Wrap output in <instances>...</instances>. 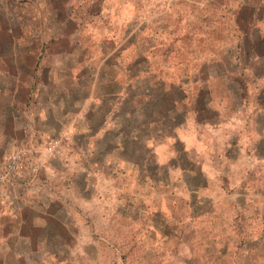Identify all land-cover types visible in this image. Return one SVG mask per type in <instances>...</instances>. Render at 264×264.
Returning <instances> with one entry per match:
<instances>
[{
  "label": "rangeland",
  "instance_id": "rangeland-1",
  "mask_svg": "<svg viewBox=\"0 0 264 264\" xmlns=\"http://www.w3.org/2000/svg\"><path fill=\"white\" fill-rule=\"evenodd\" d=\"M60 2L0 0V69L12 71L24 62L26 68L14 74L28 81L31 64H66V55H52L59 46L48 45L51 35L75 34L79 47L74 48L80 51L85 49L84 36L99 34L115 37L122 45V65L138 60V68H148L138 76L140 82L169 88L170 100L179 95L174 84L185 85L183 100L189 104L196 102L200 87H208L215 113L210 110L203 117L213 122L194 123L186 114L189 124L178 132L181 141L174 140L177 151L183 150L182 139L189 146L187 154L181 153L185 165L195 162L180 176L188 181L197 169L196 182L203 186L188 188L196 191L189 197L184 188L176 194L164 185L165 179L171 185L178 175L177 169L165 173L160 168L171 152L157 139L152 156L138 154L148 160V168L131 175L136 186L129 187L118 175H109L104 183L95 178L101 185L91 191L94 201L84 217L73 219L67 232L52 227L57 239L47 243L37 242L44 235L32 232L33 226L23 228L27 242L0 251L8 255L4 264H264V160H258L254 150L263 138L259 152L264 154V133L256 132L258 125L264 127V0H68L64 16L69 14L72 21L59 15ZM241 9L244 16L237 21ZM249 13L252 20L261 15V21L241 26ZM254 29L263 39L257 50L251 46L258 36ZM33 36L41 37L34 45H46V54L23 53L33 47ZM259 106L263 113L255 122L252 115ZM227 140L231 145H225ZM22 146L34 152L18 182L36 153L29 142ZM12 186L1 183L0 190ZM31 205L21 203V209Z\"/></svg>",
  "mask_w": 264,
  "mask_h": 264
},
{
  "label": "crops",
  "instance_id": "crops-1",
  "mask_svg": "<svg viewBox=\"0 0 264 264\" xmlns=\"http://www.w3.org/2000/svg\"><path fill=\"white\" fill-rule=\"evenodd\" d=\"M32 38L33 47L23 53L35 57L36 53L38 56L46 54V45L41 43L38 49L34 45L40 43L41 37ZM73 38L78 37L70 33L51 35L48 45L55 42L59 49L53 51L50 47L48 50L53 51L54 56L66 55L67 62L31 64L26 72L28 81L14 74L20 67L26 68L24 62L12 71L0 69V167L11 151L26 142L36 151L31 167L20 181L0 190V251L14 250L21 242H27L28 231L23 229L27 226H33L29 229L44 235L37 242L55 241L52 227L61 226L67 232L73 219L84 217L89 210L88 204L94 201L91 191H96L98 185L100 188L109 175H118L120 180L124 177L129 187L136 186L137 180L131 175L138 169L148 168V160L139 159L138 154L152 156L157 139L171 152L160 168L165 173L177 169L178 175L172 179L174 184L170 185L165 179L164 185L177 191L176 194L182 193L184 188L191 193L189 197L196 191L188 188L201 190L203 186L196 182L197 169L188 181L180 176L189 173L195 162L187 159L189 165H185L186 158L181 153H186L187 143L182 139L183 150L177 151L174 140L181 141L180 129L189 124L186 114L194 123L208 125L213 122L203 117V113L210 110L215 113L210 106L211 98L202 104L197 94L195 103H185V85L179 83L174 84L179 95L170 100L169 88L164 90L163 85V88H155L152 82H140L142 78L138 76L147 74L148 68H138L134 64L138 60L122 65V45L115 37L84 36L85 49L80 51L74 48L79 47V39ZM66 46L73 49L64 50ZM261 113L263 109L259 106L256 115H252L255 122ZM256 132L263 134L264 127L258 125ZM57 139L62 142V158L45 154L44 145ZM260 140L263 138L257 140L254 150L259 154L257 159L264 160V154L259 152ZM227 144L231 145V140H227ZM95 178L101 183L95 182ZM28 202H33L25 209L29 211L21 209V203ZM70 203L73 207H69ZM74 204L85 211L75 209ZM59 205L64 211L59 210ZM34 206L36 209H32ZM7 259L8 255L1 252V263Z\"/></svg>",
  "mask_w": 264,
  "mask_h": 264
},
{
  "label": "built area",
  "instance_id": "built-area-1",
  "mask_svg": "<svg viewBox=\"0 0 264 264\" xmlns=\"http://www.w3.org/2000/svg\"><path fill=\"white\" fill-rule=\"evenodd\" d=\"M47 154L54 157L62 156L58 140H52L46 148ZM34 150L30 146L15 148L8 154L2 169L0 170V184H15L22 173L23 166L30 160Z\"/></svg>",
  "mask_w": 264,
  "mask_h": 264
},
{
  "label": "trees",
  "instance_id": "trees-1",
  "mask_svg": "<svg viewBox=\"0 0 264 264\" xmlns=\"http://www.w3.org/2000/svg\"><path fill=\"white\" fill-rule=\"evenodd\" d=\"M59 5H60V9H58L59 10V15L60 14H62V17L63 18H65V13L67 12V10H68V8L66 7V6H69V3H68V0H61V2L59 3ZM250 11H252L251 9L248 11V12H250ZM61 16V15H60ZM242 16H244V9H241L240 10V12H239V14H238V16H236L235 18L237 19V21H240V19H242L241 17ZM259 16H261V15H256V16H254L255 18H253V20L251 19L252 17H253V15H250V13H249V15H248V18H244V19H247L246 21H247V23L246 22H244L241 26H245V24H251V22H259V21H261V18L259 17ZM67 17H68V19H70V18H72V16H70L69 14L67 15ZM66 17V18H67ZM65 18V19H66ZM76 18H74L73 20H75ZM250 19L252 20V21H250ZM71 21H72V19H70ZM70 20H68V23H71L70 22ZM249 20V21H248ZM252 30V29H251ZM255 31H256V34L258 35V36H256V38L254 39V41H252L251 42V46L253 47V49L254 50H257L258 49V47L260 46V44L259 43H263V39L262 38H260L259 37V33H260V31L258 30V29H254ZM240 49V48H239ZM237 81V80H236ZM203 95L206 97L205 98V100L206 99H210L211 98V96H210V90H209V88L208 87H204V86H202V87H200L199 88V93H198V96L200 97V99H201V97H203Z\"/></svg>",
  "mask_w": 264,
  "mask_h": 264
}]
</instances>
